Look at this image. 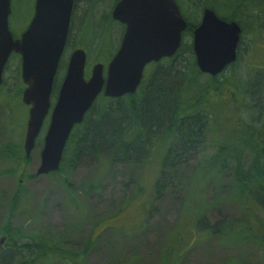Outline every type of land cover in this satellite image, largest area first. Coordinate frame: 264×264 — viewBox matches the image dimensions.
I'll list each match as a JSON object with an SVG mask.
<instances>
[{
	"label": "rangeland",
	"instance_id": "rangeland-1",
	"mask_svg": "<svg viewBox=\"0 0 264 264\" xmlns=\"http://www.w3.org/2000/svg\"><path fill=\"white\" fill-rule=\"evenodd\" d=\"M82 1L83 5L78 8L81 13L88 4L87 0H80V3ZM115 1L94 2L90 7L92 10L88 16V24L85 21L83 27L88 36L80 45L87 51L95 39L100 40V46L106 49L103 52L104 61L111 57L119 42V28L113 25L112 30L108 31V24L111 22L109 13ZM12 4L15 11L10 17V28L14 35L20 36L33 16L34 0H12ZM93 52L94 50L87 51L90 62L100 57L99 53ZM20 63V58L13 57L9 64L6 79L12 91L15 81L20 83ZM95 63H89L87 70L91 71ZM258 66H264V35L247 33L243 37L240 59L236 66L219 77L216 84L218 89L204 98L205 105L213 114L208 125L207 144L203 148V154L196 155L187 168H184V177L191 180L196 176L197 167L223 143L224 136L232 141H236L242 131L248 136V129H243L248 128V101L243 97L245 93L247 95L248 78L253 76ZM61 81L60 79L58 82ZM55 101L56 95L52 96V105ZM12 107V142L20 144L25 138L28 108L18 97H12ZM262 121L261 136L264 135V116ZM47 124L30 161L21 165L17 176H0V249L8 241L9 235L3 229L10 222L12 230L21 228L29 234L59 241L66 249V254L81 255V264H163L162 251L166 237L177 228L183 209H187L184 199L188 196L190 187L169 190L161 199L156 200L153 190L157 177L154 171L158 166L157 161L150 163L149 160L142 169L131 172L134 181L126 178L125 169L117 168L114 172L104 173L99 170V164L89 161L82 162L74 171L68 170L54 176H37ZM228 132L231 133L230 136ZM2 139L0 135V141ZM148 166L150 171L146 172ZM210 174L217 176L218 168L211 169ZM233 174V171L226 172L221 178L210 182L204 193L205 215L210 225H219L217 234L199 238L178 264H264V251L253 237L248 239L246 236L233 242L221 228V223L225 221L234 224L231 231H237L245 216L242 208L245 206H241L231 195ZM64 181L70 186L69 193L62 189ZM20 184L27 189V197L10 221L9 201ZM263 198L258 199L254 195V209L253 212L250 211V215L258 218L253 230L261 236H264ZM150 199V213L146 214L143 204H147ZM39 264L64 263L51 260Z\"/></svg>",
	"mask_w": 264,
	"mask_h": 264
},
{
	"label": "trees",
	"instance_id": "trees-1",
	"mask_svg": "<svg viewBox=\"0 0 264 264\" xmlns=\"http://www.w3.org/2000/svg\"><path fill=\"white\" fill-rule=\"evenodd\" d=\"M186 1L190 8L187 32L192 33L196 27V14L203 7L216 10L214 5L217 0ZM220 4L223 6L221 8L231 9L226 18L240 24L243 34L264 35V0H234L232 5L227 0H221ZM13 11L15 6L12 4ZM181 52L187 54V63L182 65L170 61L158 65L135 95L119 99H97L84 121L73 129L59 170L49 175L74 171L82 162L89 161L99 164V170L104 173L114 172L117 168L125 169L126 178L134 181L132 171L157 161L158 168L154 171L157 180L153 190L156 200L161 199L169 190L190 187L184 199L187 209H183L177 228L166 237L162 251L163 264H178L199 238L217 234L219 225H210L205 215L204 193L210 182L233 171L235 175L231 183V195L241 206H245H242L245 216L237 231H231L234 224L225 221L221 223V228L233 242L246 236L248 239L253 237L264 251V236L253 230L258 218L250 215L254 209V195L258 199L264 197V135L261 136L260 129L264 116V66L256 67L253 76L248 78L247 95L243 91V98L248 101V136L243 131L236 141L224 136L223 143L197 167L195 179L190 180L182 175L183 170L196 155L203 154L208 139V125L213 116L204 98L218 89L216 84L224 73L208 78L195 64L191 45L184 43ZM234 66L236 63L229 69ZM19 82L16 80L14 83L12 97H18L22 103L25 86L21 79ZM58 84L56 82L54 85L53 96L58 93ZM215 95L219 97L218 93ZM228 135L231 133L228 132ZM29 159L25 156L23 143L14 141L10 168L6 172L12 178L16 177L21 165L29 162ZM213 168H218L217 176L210 174ZM147 171H150L149 166ZM62 186L69 193L70 186L66 181ZM27 193V189L20 184L11 194L8 214L10 221L25 201ZM151 202L150 199L147 204H143L146 214L150 213L148 207ZM3 230L9 238L0 249V264H39L51 260H59L64 264L82 262L80 254H66V249L59 241L29 234L21 228L12 230L10 222Z\"/></svg>",
	"mask_w": 264,
	"mask_h": 264
},
{
	"label": "water",
	"instance_id": "water-1",
	"mask_svg": "<svg viewBox=\"0 0 264 264\" xmlns=\"http://www.w3.org/2000/svg\"><path fill=\"white\" fill-rule=\"evenodd\" d=\"M74 2L35 0L30 23L19 38H14L9 25L11 0H0V83L9 57L12 53L19 54L21 76L26 85L22 101L29 106L24 142L27 158L50 115L38 176L59 169L74 127L83 122L100 93L112 98L135 93L146 65L172 57L187 27L175 0H120L112 17L126 25V33L109 65L107 79L103 76V65L98 64L87 80L84 75L86 54L83 50L74 51L52 107L51 98L68 39ZM240 39L238 23L226 22L212 9H207L193 38L200 71L211 76L225 71L238 58Z\"/></svg>",
	"mask_w": 264,
	"mask_h": 264
},
{
	"label": "flooded vegetation",
	"instance_id": "flooded-vegetation-1",
	"mask_svg": "<svg viewBox=\"0 0 264 264\" xmlns=\"http://www.w3.org/2000/svg\"><path fill=\"white\" fill-rule=\"evenodd\" d=\"M119 1L120 0H116L114 5L111 8L112 11H110V13H109V18H110L111 22H109V24H108V31L112 30L113 25H115V26H117L119 28L118 29V31H119V42H118L117 48L114 51V53L111 55V57L108 60L104 61L105 57L103 56V52H104L105 48L100 46V40L95 39L93 41L91 47H89L88 50H94V52H97V53L100 54V57L95 58L94 61L96 63L92 66L91 71H88L87 70V68H88L87 65L89 63L93 64L94 61L90 62L89 53L87 55V51L88 50L86 51L80 44H83V41L88 36L87 30H84L83 27H84L85 21L88 24V16H89V13H91V10H92L90 7H92L94 2L95 3L98 2V0H87L88 4H86L84 12H82V13L78 12V8L80 7V5H83V1L80 3V0H75L74 6H73V11H72V16H71V22H70V29H69L68 39H67V42H66V46H65L62 58H61L59 70H58V73H57V76H56V81L57 82L60 79L63 81V79H64V77L66 75L69 59H70L72 53L74 51H76V50H83L85 52V54H86V64H85V73H84V75H85V78L87 80L91 78L92 72H93V68L96 65H98V64L103 65V67H104L103 76H104V79H107L109 65L112 62V60L114 59V57L116 56V54L118 53V51H119V49H120V47L122 45L123 38H124L125 33H126V25L121 23L118 20H115L112 17L113 10H114L115 6L117 5V3ZM220 1L221 0H217L215 2L214 6L216 7V10H214L211 7H203L202 10L199 11V14L197 13V16L195 18L196 27L193 29L192 33H190V32H187V30L189 28V21L187 19V14L190 15L189 14V10H190L189 5H188L186 0H175L177 6L180 9V12H181V15H182L183 19L187 23L186 29L184 31H182L180 47L176 51V53L172 57H163L159 61H152V62L148 63L146 65L145 69H144L142 80H141L139 86L137 87V90L135 91V93H126V94H124V95H122L120 97L112 98V97H106L104 95V93L101 92L100 95L96 98L95 102L100 97H104V98H107V99H119V98L125 97L127 95H135L139 91V88L142 86V84L145 83V81L150 79V74H151L152 70L155 67H157L158 65H160V64H163L165 62H170V61H177L179 64L181 63L182 65H183V63H187L188 62L187 54H183L181 52L184 43H186L188 45H191V50L193 52L194 62L197 65V59H196V55H195L194 48H193L194 30L201 24V22L203 20V17H204L205 11L207 9H212L215 12L216 16L219 17L220 19H222V20H224L226 22H229V23L230 22H236L235 20H229V19L226 18V17H228V15H229L228 12H230L231 9L227 10L225 7L221 8L223 6L220 4ZM227 1H228L229 5H232V1H234V0H227ZM240 28H241V25H240ZM242 31L243 30L241 28V39H240L239 46H238V58H237L235 63H237L239 61V59H240V51H241V46L243 44V37H245V34H243ZM18 37H20V36H15V38H18ZM186 52H187V49H186ZM13 57L20 58V62L21 63H20V71L19 72L21 73V65H22L21 56L19 54L12 53L11 56L9 57L8 62L5 65L4 72H3V75H2V82L0 83V122H1V124H0V135L3 137V139L0 141V168H1L0 169V176L3 175L5 178H12L11 174L6 172V171H7V169L10 168V158L12 156V145H13L12 134H11L12 133V131H11L12 113H13L12 112V110H13L12 109V94H13V91H12L11 86L7 82L6 75H7L8 70H9L10 61H11V59ZM197 67H198V65H197ZM63 69H64V72L62 71ZM60 72H61V77L62 78L59 77ZM62 73H63V75H62ZM205 75L208 78H212V77H217L218 76V75L217 76H211L209 74H205ZM95 102H94V104H95ZM88 112L86 113V115L88 114ZM84 119H85V117H84ZM3 120H4V122H2ZM43 141H44V139H43ZM42 145H43V142H42ZM4 171H5V173H3Z\"/></svg>",
	"mask_w": 264,
	"mask_h": 264
},
{
	"label": "bare ground",
	"instance_id": "bare-ground-1",
	"mask_svg": "<svg viewBox=\"0 0 264 264\" xmlns=\"http://www.w3.org/2000/svg\"><path fill=\"white\" fill-rule=\"evenodd\" d=\"M243 129H245V130H246V129H248V128H243Z\"/></svg>",
	"mask_w": 264,
	"mask_h": 264
}]
</instances>
